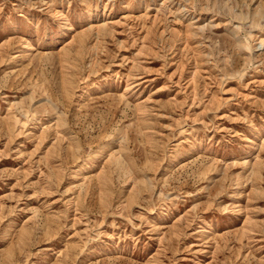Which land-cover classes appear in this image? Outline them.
<instances>
[{
	"label": "rangeland",
	"instance_id": "374dc122",
	"mask_svg": "<svg viewBox=\"0 0 264 264\" xmlns=\"http://www.w3.org/2000/svg\"><path fill=\"white\" fill-rule=\"evenodd\" d=\"M0 264H264V0H0Z\"/></svg>",
	"mask_w": 264,
	"mask_h": 264
},
{
	"label": "bare ground",
	"instance_id": "6f19581e",
	"mask_svg": "<svg viewBox=\"0 0 264 264\" xmlns=\"http://www.w3.org/2000/svg\"><path fill=\"white\" fill-rule=\"evenodd\" d=\"M89 15H91V12H90V14ZM92 15H97V13H96V11L95 12H92ZM124 90H126V88L124 89ZM102 147V146H101ZM100 147V148H101ZM93 156V155H92ZM92 158L91 157H88V158H83V163L81 164L82 166L83 165H86L87 164V162H88V160H91ZM83 168V167H82Z\"/></svg>",
	"mask_w": 264,
	"mask_h": 264
}]
</instances>
